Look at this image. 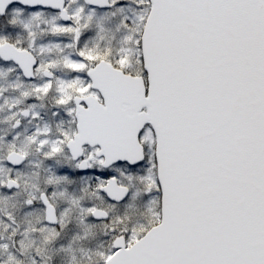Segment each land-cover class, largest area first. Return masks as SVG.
I'll use <instances>...</instances> for the list:
<instances>
[{
  "label": "snow or ice",
  "instance_id": "snow-or-ice-1",
  "mask_svg": "<svg viewBox=\"0 0 264 264\" xmlns=\"http://www.w3.org/2000/svg\"><path fill=\"white\" fill-rule=\"evenodd\" d=\"M0 264H264V0H0Z\"/></svg>",
  "mask_w": 264,
  "mask_h": 264
}]
</instances>
